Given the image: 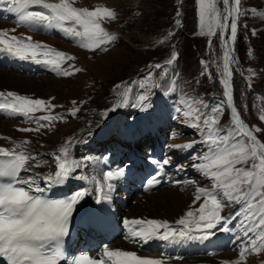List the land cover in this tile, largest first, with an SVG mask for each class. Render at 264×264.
Instances as JSON below:
<instances>
[{
    "label": "snow or ice",
    "instance_id": "6c2138e0",
    "mask_svg": "<svg viewBox=\"0 0 264 264\" xmlns=\"http://www.w3.org/2000/svg\"><path fill=\"white\" fill-rule=\"evenodd\" d=\"M74 2L75 0H59L56 3L49 0H0V7H6L10 13L15 14L17 23L21 26L54 27L73 37L86 38L87 42L81 43V46L93 51L102 44L117 39L102 27L104 20L117 19V13L113 9L77 8L73 6ZM220 2L224 6L223 13L217 7V0H197L199 23L202 29L207 25L206 35L214 36L216 29L221 32V42L224 45L221 83L225 101L215 108L199 102L210 113L202 122L201 116L205 113L200 107H195L191 100L187 102L186 110L183 106L177 109L184 118L194 121L192 126L201 129L199 143L202 151L191 154V166L207 178L210 187L197 186L193 203L174 224L167 220L145 218L128 219L124 224L128 228L126 238L133 241L146 243L154 238L163 241L209 239L216 231L230 230L227 227L230 218L222 216L221 212L227 205L238 204L240 207L233 213V217L243 216V240L247 242L242 241L243 247L239 251L238 259L225 261L224 264H244L248 255L264 251V142L258 138L264 136V128L246 124L234 104L231 84L233 73L230 65L235 62L231 53L232 44L237 37L241 0ZM0 46H3L0 51L14 58L43 64L62 76H71L83 70L74 64H69L67 68L62 67L63 61H72L74 56L50 48L42 42H32L31 37L10 36L9 30H0ZM176 58L177 55L174 54L166 64L171 65ZM153 67L162 69L166 65L156 64ZM54 99L31 98L13 91H0V110L28 118L30 123L36 125L34 128H19L18 131L38 133L43 128L51 127L54 121L66 119L63 115L51 114L57 107L52 103ZM148 100L147 92L137 98V104L142 111H147L148 105L145 102ZM225 104L230 109L232 125L222 130L218 125ZM79 110V107H74L69 115L75 116ZM38 111L49 114L33 115ZM259 119L264 122V114ZM71 142L70 139L66 141L53 155L56 170L54 174L47 176L34 172L35 168L43 166L37 159L39 153L16 151L22 145L30 144V141H13L14 146L11 149L0 147V157H3L0 159V258L6 264H60L62 260L68 259L63 248L64 240L69 236L77 206L91 193L86 189L77 190L64 198L50 199L37 186V180H43L50 186H62L73 174L77 179H88L80 174V170L87 167L92 158L76 160L73 157L70 161L68 145ZM196 143L194 141L171 147L189 150ZM204 145L207 147H203ZM170 162V158H165L157 164L159 168H163ZM177 170L183 171V166L177 165ZM98 176L100 178H92L95 183L96 203L110 199L114 190L113 182L124 176V169L108 170ZM160 180L159 176L153 175L147 179L146 185L149 188L154 187ZM72 264H165V261L140 256L135 251L113 250L104 246L99 258L84 254L74 258Z\"/></svg>",
    "mask_w": 264,
    "mask_h": 264
},
{
    "label": "bare ground",
    "instance_id": "6f19581e",
    "mask_svg": "<svg viewBox=\"0 0 264 264\" xmlns=\"http://www.w3.org/2000/svg\"><path fill=\"white\" fill-rule=\"evenodd\" d=\"M239 7L247 11V24L253 31L255 30V34L264 35V0H241ZM12 19L11 17L3 20L0 18V30H9L10 36L31 37L32 42H42L50 48H55L53 47L55 42L59 41L63 44L60 45L62 47L60 50L64 51L65 43L62 39H69L76 42L75 44L84 43L83 40H85L83 37H73L66 31L53 27L46 29L50 32V36L54 37L50 45L49 40L38 41L39 38L33 34L29 35L31 31L28 36L24 34L22 27L25 26L17 23V17L13 13ZM26 27L29 28V26ZM11 29H15L17 34H11ZM80 30L82 31V29ZM69 64H73V61H63L62 67L67 68ZM69 77L58 74L51 67L31 60H20L0 51V91L2 92L13 91L31 98L49 99L53 97V94L58 95L59 93L55 88L56 83L66 81V78ZM49 91L51 94H47ZM53 101L52 103L55 105ZM134 101L135 97H131L130 104L127 106L121 108L116 106V110L111 112L108 121L98 129L87 126L88 123L85 120L81 123L79 120L72 121L55 135H50L52 138L46 135V130H49L50 127L43 128L38 133L18 131L19 128H34L36 125L30 123L28 118L15 115L10 111L0 110V147L11 149L14 146L13 141H30V144L22 145L16 151L39 153L37 159L43 166L35 168L34 172L44 176L54 174L56 170V161L53 159V155L63 146L60 144L63 134H72L70 137L72 142L68 145L70 161L73 157L76 160L84 157L92 158L88 166L80 170V174L88 179H77L73 174L72 178L62 186H50L43 180H37V186L42 189L44 196L50 199L54 193L58 198H64L77 190L86 189L91 193L83 200L84 216L76 224L70 226L73 247L75 248L77 245L79 248L74 250L89 251V254L99 257L102 248L107 246L113 250L135 251L140 256L163 259L165 264H224L225 261L238 259L239 251L242 249L243 243L247 241L243 240V236L241 237L240 234L243 235L244 232L243 220L240 217H233V214L230 213L223 215L230 218V222L227 224L230 230L216 231L215 235L209 239L163 241L154 238L145 243L126 238L128 228L124 224L125 220L133 218L160 219L174 224L193 203L197 186L205 187L203 181L197 180L192 175L193 172L195 174L198 171L191 166L193 161L190 159L193 152L202 151L201 143H199L201 138L193 149L171 147L194 142L191 137L184 136L183 131H176L177 127L171 122V119H174L178 114L176 109L170 108L168 112L163 109L159 111L149 109L139 114L133 109ZM58 112L60 113V109L56 107L51 114L59 115ZM45 114L49 113L38 111L33 115L43 116ZM187 120V126L189 123L191 125V118ZM160 127L166 130H161ZM198 131L201 132V130ZM46 137L52 141L51 145L43 144L42 141L47 139ZM54 144L58 146L55 145V147ZM165 158L171 160L170 165H165L168 183L166 182L156 191H148L147 187L143 188L144 191H140L137 182L139 179L134 175L135 172L127 175L125 173V169L129 165L133 167V170H136V168L144 167L151 162L157 164ZM177 165H182L184 170L178 171ZM117 169H124V176L113 182L114 190L110 194V199L96 203L95 183L92 178H100L99 173ZM173 181L180 183L174 184ZM193 181L196 183L194 184ZM129 193H133L134 196L130 197ZM202 202L201 200L200 203ZM196 207H199V203ZM87 241L91 242L89 243L91 246H86ZM82 247L86 249H81ZM249 256L251 264H264V255L259 253ZM0 264L4 263L0 262Z\"/></svg>",
    "mask_w": 264,
    "mask_h": 264
},
{
    "label": "rangeland",
    "instance_id": "374dc122",
    "mask_svg": "<svg viewBox=\"0 0 264 264\" xmlns=\"http://www.w3.org/2000/svg\"><path fill=\"white\" fill-rule=\"evenodd\" d=\"M73 6L89 10L97 7L113 9L117 19L104 20L102 27L117 39L102 44L94 51L79 45L81 42L75 44L69 39H62L64 51L74 56L73 64L83 70L66 78V81L56 83L55 88L59 93L52 95L55 98L53 102L60 109L59 115L66 119L52 123L50 129L46 130L49 138L72 121L79 120L81 123L85 120L87 126L98 129L108 121L113 108L127 106L131 97H135L133 109L139 114L144 113L137 104V98L144 92L149 96L145 102L147 110L163 109L168 112L170 108H175L177 111L182 106L186 110L187 102L191 100L195 107H200L205 113L201 116V122L210 113L199 102L215 108L225 101L221 83L224 45L220 30L216 29L214 36H189L199 26L197 0H75ZM217 7L223 13L224 6L220 0H217ZM247 17V11L240 7L233 63L234 101L243 120H248L250 126L264 128V122L259 119L264 114V35L254 33L247 24ZM46 29L25 26L22 32L28 36L31 31L29 35L33 34L39 38L38 41L49 40L51 45L54 37ZM203 30L207 33V25ZM10 33L17 34L15 31ZM83 41L86 43V38ZM60 45L63 44L56 41L53 47L60 50ZM105 48L108 50L104 51ZM174 54L177 58L167 65L168 57L171 59ZM156 64L166 67L157 69L153 67ZM238 67L240 70L237 72ZM144 71L146 73L138 77ZM47 94H51V91ZM73 101L76 103L73 104ZM74 107L80 110L75 116H70ZM178 114L171 119L177 127L176 131H183L184 136L198 142L201 138L198 130L201 129L192 126V119L191 125L189 123L187 126L188 118H184L180 112ZM231 125V115L224 105L218 127L223 130ZM71 136L63 134L60 144L64 145ZM49 138L44 139L43 144L51 145ZM192 175L203 181L205 187H210L207 178L199 172ZM129 196L134 195L129 193ZM239 207L234 203L227 205L223 207L221 215L233 214ZM260 254L264 255V251ZM250 259L248 255L244 264H251Z\"/></svg>",
    "mask_w": 264,
    "mask_h": 264
}]
</instances>
